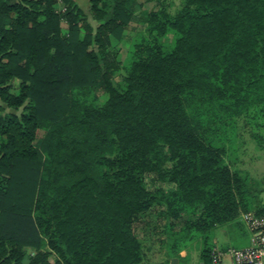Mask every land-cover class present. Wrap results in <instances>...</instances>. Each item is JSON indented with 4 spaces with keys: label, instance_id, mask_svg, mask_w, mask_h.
<instances>
[{
    "label": "trees",
    "instance_id": "16d2710c",
    "mask_svg": "<svg viewBox=\"0 0 264 264\" xmlns=\"http://www.w3.org/2000/svg\"><path fill=\"white\" fill-rule=\"evenodd\" d=\"M57 1L0 0V264H140L153 205L166 262L200 240L212 264L213 229L255 195L225 156L236 117L264 118V0L140 18L152 0H88L95 27ZM133 20L123 62L109 46Z\"/></svg>",
    "mask_w": 264,
    "mask_h": 264
},
{
    "label": "rangeland",
    "instance_id": "374dc122",
    "mask_svg": "<svg viewBox=\"0 0 264 264\" xmlns=\"http://www.w3.org/2000/svg\"><path fill=\"white\" fill-rule=\"evenodd\" d=\"M157 3H161L167 12L174 14L182 6L183 0H152L151 2H142L140 7L133 3L131 10L136 17L140 18L142 12L146 13ZM54 7L56 10H62V2L57 1ZM85 14H87L91 25L95 27L97 21L93 19L89 11ZM62 25L66 29V23L63 22ZM140 28H142L141 22L133 20L129 28L122 33L120 40L112 39L109 47L117 50L121 61L127 60L132 39ZM121 73L116 74L115 78L120 79ZM16 84L15 81L14 85ZM6 110L10 111L11 109L6 108ZM234 127V142L230 145L225 160L232 168L237 169L242 176L247 178L251 192L255 195L246 197V205L248 211L255 212V209L264 206V118L258 115L257 109H252L236 117ZM170 166L171 163L167 162L166 167ZM160 209L161 207L153 205L146 212L138 213L133 221L132 229H134V234L140 241L143 251V259L140 264H169L166 262L167 257L164 250L163 225L165 217L161 214ZM244 212L241 211L234 220L213 229L211 236L213 251H216L218 247L241 248L246 244L250 231L242 221L241 215ZM200 245V240H197L182 249L180 252L182 258L180 260L178 258V264H198ZM226 261L229 262V259L226 258Z\"/></svg>",
    "mask_w": 264,
    "mask_h": 264
},
{
    "label": "built area",
    "instance_id": "2783aa9c",
    "mask_svg": "<svg viewBox=\"0 0 264 264\" xmlns=\"http://www.w3.org/2000/svg\"><path fill=\"white\" fill-rule=\"evenodd\" d=\"M241 216L250 231L249 245L244 248H217L212 253V264H264V213L245 211Z\"/></svg>",
    "mask_w": 264,
    "mask_h": 264
},
{
    "label": "crops",
    "instance_id": "0c3cea01",
    "mask_svg": "<svg viewBox=\"0 0 264 264\" xmlns=\"http://www.w3.org/2000/svg\"><path fill=\"white\" fill-rule=\"evenodd\" d=\"M75 2L78 4V6L81 8V10L83 11V13L85 14V12L88 13V9H89V1L88 0H75ZM246 244L241 247V248H244L245 246L249 245L250 243V234H249V237L247 238L246 240ZM225 247V246H223ZM223 247H218V248H223ZM182 255V254H181ZM171 258H169L168 262H170ZM263 263H264V258H263Z\"/></svg>",
    "mask_w": 264,
    "mask_h": 264
},
{
    "label": "water",
    "instance_id": "95a60500",
    "mask_svg": "<svg viewBox=\"0 0 264 264\" xmlns=\"http://www.w3.org/2000/svg\"><path fill=\"white\" fill-rule=\"evenodd\" d=\"M169 264H178V258L177 257H172Z\"/></svg>",
    "mask_w": 264,
    "mask_h": 264
}]
</instances>
